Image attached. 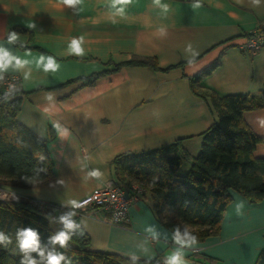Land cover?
<instances>
[{
	"label": "crops",
	"instance_id": "obj_1",
	"mask_svg": "<svg viewBox=\"0 0 264 264\" xmlns=\"http://www.w3.org/2000/svg\"><path fill=\"white\" fill-rule=\"evenodd\" d=\"M263 18L264 0H0V56L9 60L0 85L8 74L20 77L16 118L45 141L53 162L49 183L0 188V198L55 205L54 232L78 217L94 251L163 264H254L264 248V198L249 202L233 193L219 232L195 243L176 239L156 219L148 195L130 203L125 227L105 221L100 209L74 205L114 181L118 154L178 139L198 154L201 133L216 116L191 79L214 61L199 81L203 89L260 95L264 46L251 54L240 45ZM134 57L156 67L123 64ZM105 70L92 84L79 80ZM243 117L262 138L254 155L264 157V107Z\"/></svg>",
	"mask_w": 264,
	"mask_h": 264
},
{
	"label": "trees",
	"instance_id": "obj_2",
	"mask_svg": "<svg viewBox=\"0 0 264 264\" xmlns=\"http://www.w3.org/2000/svg\"><path fill=\"white\" fill-rule=\"evenodd\" d=\"M261 31L264 33V28ZM251 35L249 31L246 36ZM216 63L191 79L193 92L208 99L216 116L201 133L196 156L182 149L178 139L141 153H121L111 161L114 181L128 197L134 194L135 186L140 188L139 196L148 195L156 219L176 239L185 242H201L219 232L224 209L233 200V193L249 202L264 198V157L254 155L262 138L243 117L247 110L264 107V89L260 95L224 96L203 89L199 84L201 76ZM123 64L156 67L151 58L134 57ZM108 71L79 80L83 85L92 84ZM17 93L15 89L11 95L2 96L0 85V188L4 190L37 187L53 179V162L45 141L16 118ZM185 161L190 164L182 173ZM56 208L33 198H0V264H51V257H57L58 264H163L159 258L131 259L91 250L90 239L79 226L78 217L66 222L67 238L61 243L49 221ZM29 231L33 233V242L25 246ZM254 264H264V248Z\"/></svg>",
	"mask_w": 264,
	"mask_h": 264
},
{
	"label": "built area",
	"instance_id": "obj_3",
	"mask_svg": "<svg viewBox=\"0 0 264 264\" xmlns=\"http://www.w3.org/2000/svg\"><path fill=\"white\" fill-rule=\"evenodd\" d=\"M264 18L251 30V36L240 45L243 52L254 53L264 46ZM20 77L17 74H8L2 81V96H9L19 86ZM134 194L131 197L125 196V191L113 181L105 186L95 189L91 194L77 201L75 209H87L93 207L103 212L102 218L114 225L127 226L130 221L129 205L137 200L141 189L134 187ZM94 214V213H93Z\"/></svg>",
	"mask_w": 264,
	"mask_h": 264
},
{
	"label": "clouds",
	"instance_id": "obj_4",
	"mask_svg": "<svg viewBox=\"0 0 264 264\" xmlns=\"http://www.w3.org/2000/svg\"><path fill=\"white\" fill-rule=\"evenodd\" d=\"M63 2L67 3V4H73V3H76L77 0H63ZM114 2L115 3H127V2H129V0H114ZM11 38L12 39L15 38V33H13ZM72 47H73L74 51H76V52L80 51L79 42L73 41ZM8 63H9V60L7 58V53H4L2 56H0V68H6ZM17 63H19V61H17ZM47 67H49V68L54 67L51 60H49ZM69 226H71V225H69ZM27 237L28 238L25 239V241H24L25 246H29L32 244L33 233L31 231H29L27 233ZM66 238L67 237L64 233H61L60 236L57 237V239L60 240L61 243H63ZM173 260L175 261L176 258L174 257ZM51 264H58V258L57 257H51Z\"/></svg>",
	"mask_w": 264,
	"mask_h": 264
},
{
	"label": "rangeland",
	"instance_id": "obj_5",
	"mask_svg": "<svg viewBox=\"0 0 264 264\" xmlns=\"http://www.w3.org/2000/svg\"><path fill=\"white\" fill-rule=\"evenodd\" d=\"M255 53V52H254ZM252 54V53H251ZM187 161H185L184 162V164H183V166L181 167V169H180V171L182 172V173H185L187 170H188V166H187ZM55 228V227H54ZM56 232L58 233V232H60L58 235L60 236V234L62 233V229L61 228H59V227H56ZM55 232V233H56ZM56 233V234H57Z\"/></svg>",
	"mask_w": 264,
	"mask_h": 264
},
{
	"label": "water",
	"instance_id": "obj_6",
	"mask_svg": "<svg viewBox=\"0 0 264 264\" xmlns=\"http://www.w3.org/2000/svg\"><path fill=\"white\" fill-rule=\"evenodd\" d=\"M125 196L127 197V196H128V194H127V193H125Z\"/></svg>",
	"mask_w": 264,
	"mask_h": 264
}]
</instances>
